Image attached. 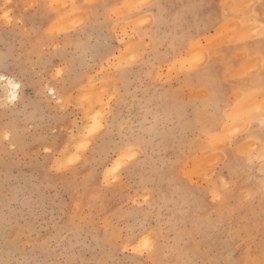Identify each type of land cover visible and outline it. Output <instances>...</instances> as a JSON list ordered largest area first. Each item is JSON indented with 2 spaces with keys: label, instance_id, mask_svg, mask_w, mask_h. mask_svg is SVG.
<instances>
[{
  "label": "rangeland",
  "instance_id": "obj_1",
  "mask_svg": "<svg viewBox=\"0 0 264 264\" xmlns=\"http://www.w3.org/2000/svg\"><path fill=\"white\" fill-rule=\"evenodd\" d=\"M66 1L0 0V264H264V118L224 130L234 103L264 88V0ZM236 21L258 25L236 40ZM197 43L207 58L192 66L194 48L189 67ZM127 148L135 158L119 161Z\"/></svg>",
  "mask_w": 264,
  "mask_h": 264
},
{
  "label": "bare ground",
  "instance_id": "obj_2",
  "mask_svg": "<svg viewBox=\"0 0 264 264\" xmlns=\"http://www.w3.org/2000/svg\"><path fill=\"white\" fill-rule=\"evenodd\" d=\"M56 1L58 2V1H61V0H56ZM62 1H63V0H62ZM64 1L67 2L66 0H64ZM128 1H130V2L127 3V5L129 4L128 6H127V5L124 6L125 10L127 9L126 7H128L127 10L135 9V8H132V7H135L136 4L141 3V1H139V0H132V1H131V0H128ZM133 1H134V2L138 1V2H136L135 5H133V4H132ZM142 1H143V0H142ZM148 1H149V0H148ZM148 1H146V4H147ZM150 1H151V0H150ZM185 1H186V2H189L188 0H185ZM223 1H224V2L221 1V3L223 4V6H224L225 4H228V3H226L227 0H226V1L223 0ZM232 1H233V0H232ZM235 1H237V0H235ZM235 1H233V2H235ZM242 1H243V2H242ZM254 1L257 2V0H250V1H247V0H245V1H244V0H240V1H237L236 3H237V6H239V4H241V3H239V2H242V5L239 6V7L241 8L242 6L244 7V5L247 4V3L249 4L248 6H250V3H255V4H256V2H254ZM57 2H55V3H56L55 5H56V8H57L58 10H62V9L65 10V9L67 8V7L65 8V5H66L67 3L64 5V3L62 2L63 7L65 8V9H64V8H63L62 6H60V5L57 6V5H58ZM72 2H73V0H72ZM131 2H132V3H131ZM228 2H229V0H228ZM230 2H231V1H230ZM233 2H231V4H232ZM183 3H184V2H183ZM183 3H182V6H183ZM224 3H225V4H224ZM236 3H235V5H236ZM244 3H245V4H244ZM257 3H258V2H257ZM59 4H61V2H59ZM141 4L144 5L145 3L143 2V3H141ZM141 4H139L140 7H141ZM172 4L174 5V2H173ZM187 5H188V4H187ZM189 5H190V4H189ZM232 5H234V4H232ZM129 6H130V7L132 6V7L130 8ZM182 6L179 4L178 6H176V7H174V8L171 9V11H172V12H171V17H172L171 19H174L175 22H178V21H179L178 18H179V16H182V12H186V11H187V10H185L186 7H185V6L182 7ZM237 6H235V7H237ZM248 6H245V7L247 8ZM252 6H253V5H252ZM252 6H251V8H252ZM59 7H62V8L59 9ZM184 7H185V8H184ZM187 7H188V6H187ZM235 7H233V8H234V9H233V10H234V13L237 11V8H236V11H235ZM129 8H130V9H129ZM231 8H232V7H231ZM231 8L229 7V9H231ZM246 8H245V9H246ZM67 9H68V8H67ZM121 9H122V8H121ZM238 9H239V8H238ZM241 9H242V8H241ZM245 9H244V10H245ZM63 10H62V11H63ZM71 10H73V9H71ZM75 10H76V9H75ZM125 10H122V12H124ZM184 10H185V11H184ZM250 10H251V9H250ZM67 11H70V10H66V13H65V16H66L68 19H70V18H69V17H70L69 15L76 16L75 14H78V13H75V12H74V13H75V14H74V13L71 11V13H69V15H66V14H67ZM76 11H77V10H76ZM238 11H240V10H238ZM238 11H237V12H238ZM247 11H248V10L245 11L246 14H247V13L250 14V12H252V11H250V12H249V11L247 12ZM63 12H64V11H63ZM120 12H121V11H120ZM126 12H127V11H126ZM130 12H131V10H130ZM245 12H243V13H245ZM72 13H73L74 15H73ZM58 14H59V16H60V14L63 15L64 13L62 14V13L60 12V13H58ZM80 14H81V12H79V15H80ZM83 14H84V13H83ZM237 14H238V13H237ZM254 14H255V13H254ZM222 15H223V13H222ZM239 15H240V14H239ZM252 15H253V14H252ZM252 15H251L250 17H252ZM8 16H9V15H8ZM65 16H64V18H66ZM148 16H150V15H148ZM247 16H248V15H247ZM6 17H7V16H6ZM77 17H78V15H77ZM81 17H82V19L84 18V17L82 16V14H81ZM146 17H147V15H146ZM237 17H238V15H237ZM244 17H246V16H244ZM244 17H243V18H244ZM253 17H254V16H253ZM73 18H74V17H73ZM139 18H141V17H139ZM239 18H240V16H239ZM68 19H66V20H67V21H66V20H63V17H62V18H61V22H63V23L65 24L66 22L69 21ZM75 19H76V18H75ZM79 19H80V18H79ZM79 19H78V20H79ZM235 19H236V15H235ZM245 19H246V18H245ZM250 19H251V18L248 17L249 22H251ZM137 20H138V18H137V19H134L133 22L136 23V22H139V21H140V20H139V21H137ZM141 20H144L143 17L141 18ZM145 20H147V19H145ZM149 20H150V22H151V17L149 18ZM252 20H253V19H252ZM135 21H136V22H135ZM147 21H148V20H147ZM147 21H146V22H147ZM228 21H229V20H228ZM228 21H227V22H228ZM233 21H234V20H233ZM70 22H71V21H70ZM72 22H74V21L72 20ZM133 22H132V23H133ZM141 22H142V21H141ZM227 22H225L224 24H221V25H220V26H221L220 29H223V28H224V30H225V28L228 27ZM229 22H230V21H229ZM236 22H237V21H236ZM236 22H235V24H234V25H236V26H235V27H232V28H233V30H235V29L238 27L239 30L236 29L235 32L232 30L233 33H234L233 36H235L237 32L241 33V35H242V36L240 37L239 33H237V34H238V37H237V38L234 37L236 40H237L239 37L242 39V37L245 36V33H244V34H242V33H243L246 29L249 30L250 28H248V27H250L251 25H252V26H254V25H258V24H252V23L250 24V23H249V24H246L245 27L242 28L243 31H242V30L240 31V28H241V27H239V23H238V22L236 23ZM63 23L60 24V25H63ZM75 23H76V22H75ZM132 23H131V24H132ZM134 23H133V26L136 27L138 24L134 25ZM148 23H149V22H148ZM66 24H67V23H66ZM229 24H230V23H229ZM231 24H232V23H231ZM237 24H238V26H237ZM119 25L121 26L122 24H119ZM119 25H118V26H119ZM125 25H126V24H125ZM127 25H128V23H127ZM127 25H126V26H127ZM143 25H144V24H143ZM145 25H146V24H145ZM145 25H144V26H145ZM226 25H227V26H226ZM248 25H249V26H248ZM71 26H72V25H71ZM115 26H117V24H116ZM120 26H119V27H120ZM220 26H219V27H220ZM224 26H225V27H224ZM231 26H232V25H231ZM246 26H247V28H246ZM58 27H59V26H58ZM74 27H75V26H74ZM74 27H73V28H74ZM123 27H124V26H123ZM219 27H218V28H219ZM263 27H264V26H260V25H259L258 27L256 26L255 29L257 28V30H254V33H255V34L253 33V29H254V28L252 29V27H251L250 32H252L253 35H255V36H253V35H252V36L255 38L256 35H258V34L263 35V34H261V31H263ZM126 28H127V27H126ZM139 28H140V24H139ZM228 28H229V27H228ZM245 28H246V29H245ZM115 29H116V28H115ZM244 29H245V30H244ZM259 29H261V30H259ZM122 30H124V34H125V33H126L125 29L122 28ZM216 31H218V30L215 29V32H216ZM255 31H256V32H255ZM121 32H122V31H121ZM219 32H220V33H219V35H220V34H221V31H219ZM227 32H228V31H227ZM250 32L247 31L246 34H247V33L252 34V33H250ZM257 32H258V33H257ZM263 33H264V31H263ZM133 34H134V33H133ZM216 34H218V33H215V34H213V35H216ZM223 34H224V33H223ZM223 34H222V35H223ZM226 34H227V33H226ZM219 35H216L215 38L217 39V36H219ZM222 35H221V36H222ZM231 35H232V32H231ZM243 35H244V36H243ZM221 36H220L217 40H218V42L221 41V43H222V42H224V41H223V39H221V38H222L224 35H223L222 37H221ZM229 36H230V35H229ZM236 36H237V35H236ZM224 37H225V36H224ZM224 37H223V38H224ZM246 37H248V34H247V36H245V39H246ZM250 37H251V35H250ZM258 37H260V36H258ZM262 37H263V36H262ZM207 38H209V37H207ZM215 38H214V41H215ZM234 38H233V39H234ZM224 39L226 40L227 38H224ZM231 39H232V38H231ZM247 39H248V38H247ZM250 39H251V38H250ZM133 40H134V39H132V41H133ZM212 40H213V39H212ZM227 40H228V39H227ZM227 40L224 42L225 44H226L227 42H228V43H229V42H232V40H231V41H230V40L227 41ZM132 41H131V39H129V43H126V44H127L126 46H128V47H127L128 49L130 48V47H129V44H131V43H132V44H138V42L136 43L135 41H133V42H132ZM207 41H208V40H207ZM209 41L211 42L210 39H209ZM209 41H208V42H209ZM214 41H212L211 44L206 42V44H209L210 46H209V45L206 46V45L203 44L202 42H201V43H202V45H204V46L208 49V48H214V47H212V46H213L212 44H216V43H217V42H214ZM244 41H245V40H244ZM130 42H131V43H130ZM141 42H142V41H141ZM199 42H200V41H199ZM139 43H140V42H139ZM221 43H220V44H221ZM198 45H199V49L197 48ZM200 45H201V44H198V43H197L196 45L194 44V46H192V48H191L192 50H191V49L189 50V48H188V50H189V51H188V55H187L188 57L191 56V54H189V53H193V52H196V51H198L196 54H199V55L201 56V57H200L199 55H197V56L200 57V59H201V60H200V59L197 57V58H198L197 61L200 60L201 63H200V62H195V61H192V62H191L190 59H191L192 57H190V58L188 59V60H189V65H188L189 67L191 66V63L193 64V62H195L196 64H194V65H192V66H197V65H198V66H202V65L204 64V61L202 62V59H203L202 57H203V55H204L202 49L205 50L206 48H204V46H200ZM217 45H219V43H218ZM131 46H132V45H131ZM214 46H215V45H214ZM134 47H135V45H134ZM134 47L132 46L129 50H128V49H127V50L125 49L128 53L130 52L131 54H127V52H126L124 55H125V56L133 55V53H134L133 48H134ZM139 47H140V46H139ZM141 47H142V46H141ZM125 48H126V47H125ZM194 48H196V49H195L196 51L193 50ZM201 48H202V49H201ZM254 48H257V49L263 50V49H264V41H263V43H261V44L256 43V44L254 45ZM207 49H206V51H207ZM123 51H124V49H123ZM201 52H202L203 55L201 54ZM213 53H214V52H213ZM245 53H246V52H245ZM245 53H244V54H245ZM126 54H127V55H126ZM136 54H137V53H136ZM193 54H194V53H193ZM196 54H194V55L196 56ZM205 54H206V55H204V59H203V60H205V58H207V52H206ZM238 54H239V53H238ZM124 55H123V57H125ZM118 56H119V55H118ZM239 56H240V54H239ZM244 56H245V55H244ZM193 57H194V56H193ZM216 57H217V56H215V57H213V58H214V60L216 59V61H217L218 57H217V58H216ZM254 57L257 58V59L254 58V60H253V61L256 60V61H255V63H256L257 60H259V58H258V56H254ZM125 58H126V57H125ZM125 58H124L123 60H127V61H126V64H127L128 62L130 63V60H129V59H131V58L134 59V58H135V55L131 56V58H130V57H127L126 59H125ZM128 58H129V59H128ZM220 58H221V57H220ZM252 58H253V57H252ZM135 59H136V58H135ZM136 60H137V59H136ZM195 60H196V59H195ZM218 60H219V61H223L222 59H218ZM250 60H251V59H250ZM250 60H249V61H250ZM261 60H262V59H261ZM121 61H122V60H121ZM131 61H133V60H131ZM184 61H185V60H184ZM205 61H206V60H205ZM227 61H228V60H227ZM123 62H124V61H123ZM190 62H191V63H190ZM260 62L262 63V61H260ZM260 62H257L256 64H254V62L252 63V61H251L252 65L254 64V65L257 66V67H258V64H259ZM119 63H121V66L123 67L122 62H119ZM124 63H125V62H124ZM129 63H128V64H129ZM197 63H199L200 65L197 64ZM247 63L249 64V62H245V63H243L242 65H243V66H251V67H252L251 64L248 65ZM261 63H260V64H261ZM245 64H246V65H245ZM254 65H253V67H254ZM261 65H262V64H261ZM192 66H191V67H192ZM228 66H229V65H228ZM119 67H120V66H119ZM257 67H255V69L253 68V69H254L253 72L258 70ZM181 68H182V67H181ZM259 68H261L260 65H259ZM191 69H193V68H191ZM244 69H247V70H244ZM239 70H241V71H239ZM239 70H237V74H238V75L243 74L245 71H248V70L250 71V69H248V67H242V68L240 67ZM243 70H244V71H243ZM249 71H248V73H249ZM258 71H259V70H258ZM242 72H243V73H242ZM248 73H247V74H248ZM250 73H252V71H251ZM254 73H256V72H254ZM221 74H222V73H221ZM234 74H235V73H234ZM225 75H226V74H225ZM235 75H236V74H235ZM248 76H249V75H248ZM238 77H239V76H238ZM241 77H242V76H241ZM227 78H228V77H227ZM254 80H255V81H260L261 79H260V78H254ZM4 81H5V80H4ZM5 84L7 85V88L9 89V91H8V90L6 89V87H4V88L9 92V93H8V94H9L8 97H9V98H12V96L15 95V97L17 98V97H18V89H15V88L13 87V85H14V84H17V83H16L15 81L9 79L8 81H6ZM3 86H4V85H3ZM103 87H108V85L105 84V86L103 85ZM90 89H91V88H90ZM90 89H89V90H90ZM259 89H260V88H259ZM263 89H264V88H262L261 91H262ZM6 90H5V91H6ZM89 90H88V91H89ZM95 90H96V89H95ZM256 90H257V89H256ZM201 91H202V89H201ZM238 91L240 92L241 90H238ZM238 91H236V93H235V94H236L235 98L237 97V95H240V94L237 93ZM251 91H252V89H251ZM258 91H259V92H258ZM258 91H254V92H255V93H256V92L260 93V94H257V93H256L257 95H260V99H259V98L257 99V98H256L257 95L254 96L255 93L253 92V93H254V94H253V93H251L250 91H249V93H251V95H247V94H246V96H245L246 99H245V100H242V99H244L245 97L241 99V97H243V95H241V97H240V96L237 97V100H235V102H236V101H240V99H241V102H242V103H241V102H237V104L234 103V104H235V105H234L235 107H232V108H234V109H233V111H232L233 113H232V116H231V120H230L228 123H226V126L224 127V130H226V129H227V130L232 129V130L234 131V128H235V126H237V125H238V126H237L235 129L238 130V128L240 129V126L242 125V123L244 124V122H245V123L248 122V125L246 124L245 127L243 126V127H241V128H245V129H247L248 126H249V122L256 121V120H258L259 118H260L259 120H261V121L264 120V119L262 120V118H264V114H261V113H264V111H263V110H264V109H263V106H264V105H262V104L264 103V94H262V93H264V91H262V92H261L260 90H258ZM50 92H51V94H56V91H55L53 88L50 89ZM203 92H204V91H203ZM241 92H242V91H241ZM245 92H247V91H245ZM3 93H4V92H3ZM95 93H96V92H95ZM95 93H94V94H95ZM171 93H172V92H171ZM193 93H194V92H193ZM242 93H243V92H242ZM249 93H248V94H249ZM6 94H7V93H6ZM84 94H86V93H84ZM84 94H83L82 96H84ZM92 94H93V93H92ZM94 94H93V96L91 95V96H92L91 98H94V97H95ZM96 94H97V93H96ZM205 94H206V93H205ZM244 94H245V93H244ZM252 94H253V96H252ZM86 96H89V97H90V95H86ZM203 96H204V95H203ZM205 96H206V95H205ZM4 97H5V96H4ZM248 97H249V98H248ZM16 98H15V99H16ZM81 98H82V99H81ZM81 98H80L81 100H84V101H85L87 97H85L84 99H83V97H81ZM91 98H87V100H88V99H89V100H92ZM239 98H240V99H239ZM252 98H256L255 101H254V99L252 100ZM202 99H203V98H202ZM238 99H239V100H238ZM249 99L252 100V102H249ZM261 99H263V100H261ZM4 100H5V99H4ZM11 100H12V99H11ZM87 100L85 101L86 103L89 101V100H88V101H87ZM258 100H260V102H258ZM79 101H80V100H79ZM94 101H95V100H94ZM94 101H91V102L89 101L88 105L86 104L87 106H85V107H86V108L89 107V106L91 105V103H92V105H93ZM203 101H204V99H203ZM261 101H262V103H261ZM243 102H244V103H243ZM81 103H83V102H81ZM81 103H80V104H81ZM83 105H84V103L81 104V106H82L81 108H83ZM92 105L90 106V109L93 108L92 110H94V112L92 111L91 113L94 114L96 109H94L95 105H94V107H93ZM91 107H92V108H91ZM203 108L206 109V107H203ZM84 109H85V108H84ZM84 109H83V110H84ZM88 110H89V109H88ZM88 110H86V111H88ZM84 111H85V110H84ZM89 112H90V111H89ZM100 112H101V111H100ZM203 112H205V111L203 110ZM82 113H83V111H82ZM84 113H86V114L89 115V116H90V114H91V113L88 114L87 112H84ZM84 113H83V114H84ZM207 113H208V112H207ZM92 114H91V115H92ZM99 114H100V113H99ZM95 115H97V117H96ZM95 115H94V117H93V118H95V120H96V118H98V116H99V117L101 116L100 119L103 117L102 115H98V113L95 114ZM85 116H86V115L84 114V118H85ZM89 116H86V117L90 118L91 116H90V117H89ZM92 116H93V115H92ZM262 116H263V117H262ZM91 118H92V117H91ZM91 118H90V121H91L92 123H91V122H88L89 124L91 123L90 125H93V122H94V123H97L98 121H102V120H103V119H102V120H97V121L95 122V120L92 121L93 118H92V119H91ZM85 119H86V118H85ZM221 119H222V118H221ZM85 121H88V119H86ZM224 121H225V120H224ZM239 121H241V122H239ZM261 121H260V122H261ZM102 122H103V121H102ZM221 122H222V121H221ZM238 122H239V124H238ZM82 123H83V122H82ZM88 123H86V125H87ZM230 123H231V124H230ZM233 123H234V125H235L236 123H237V124L234 126ZM83 124H85V123H83ZM240 124H241V125H240ZM90 125H89V126L87 125V126L90 127ZM94 125H97V126H96V128H97V127H99L100 124H94ZM230 125H231V127H230ZM232 125H233V127H232ZM87 126L84 125L85 128H81V127H82V126H81V127L79 128L81 131H80L79 129H78V131H79V132H82L83 129L88 128ZM75 127H76V126H75ZM90 128L92 129V127H90ZM90 128H88L87 130H89ZM94 128H95V127H94ZM94 128H93L92 130H94ZM96 128H95V129H96ZM103 128H104V126H100L98 129L102 131ZM92 130H91V131H92ZM99 130L96 129V130H95V133L98 131V133H96V134H100L101 131L99 132ZM85 131H86V130H85ZM91 131H90V132H91ZM233 131H232V132H233ZM239 131H240V130H239ZM239 131H238V132H239ZM76 132H77V130H76ZM79 132H78V133H79ZM83 132H84V130H83ZM83 132H82V133H83ZM93 132H94V131H93ZM93 132H92V133H93ZM223 132H224V131H223ZM226 132H227V133H226ZM226 132H225L226 135H225L224 133L222 134V135H224V138H225L227 135L230 134V133L228 134L229 131H226ZM232 132H231V133H232ZM235 132H236V131H234V133H232L231 136L236 135ZM82 133H81V134H82ZM92 133H91V135H94V134H95V133H94V134H92ZM75 134H76V133H75ZM75 134H74V135H75ZM83 134H84V133H83ZM86 134H87V133H86ZM96 134H95V135H96ZM74 135H71L72 138L74 137ZM84 135H85V134H84ZM89 135H90V134H88L87 136H89ZM78 136H79V135H78ZM78 136H77V137H78ZM81 136H82V135H80L78 138H81ZM85 136H86V135H85ZM87 136H86V137H87ZM229 136H230V135H229ZM231 136H230V137H231ZM75 137H76V135H75ZM75 137H74V138H75ZM72 138H71V139H72ZM74 138H73V139H74ZM82 138H83V137H82ZM88 138H89V137H87V138H83V139H88ZM90 138H92V137H90ZM251 138H252V137H251ZM75 139H76V138H75ZM88 140H89V139H88ZM88 140H87V141H88ZM81 141H82V139H81ZM84 141H85V140H84ZM219 141H221V140H219ZM69 142H70V144H72V142H73V144H74V143L76 144V142H74L73 140H72V141H69ZM82 142H83V141H82ZM82 142H81V143H82ZM224 142H225V141H224ZM249 142H250V144H251L252 146L255 147V145H254L255 142H254V141H252L253 144L251 143V141H249ZM220 143H221V142H220ZM73 144H72V145H73ZM82 144H84V143H82ZM77 145H78V146H77ZM77 145H76L77 148H74V150H76V152L78 151L79 153L82 152L81 150H79V149H80L79 144H77ZM82 146H83V145H81V147H82ZM245 146H246V145H245ZM66 147H67V146H66ZM66 147H65V148H66ZM69 148H71V147L69 146ZM82 149H83V148H82ZM130 149L134 151L133 148H130ZM130 149L127 148V149H126V153H125V151H123V153H124L125 156H124L123 154H122V156H119V161H121V159H123V157H127V156H128V154H129L128 150H130ZM248 149H249V148H248ZM248 149H247V150H248ZM252 149H253V148H252ZM69 150H70V149H69ZM72 150H73V147H72ZM67 152H70V151H68V149H67V150H64V154L67 153ZM78 152H77V155L79 156L81 153L78 154ZM127 152H128V153H127ZM73 153H74V155H75V152H73ZM136 153H137V152H136ZM138 153H139V152H138ZM61 154H62V153H61ZM69 154H71V153H68V155H69ZM68 155H66L65 157H64V156H62V157L60 156V158L62 159V161L65 162L66 159H67V156H68ZM72 155H73V154H72ZM120 155H121V154H120ZM135 155H136V154H134V156H135ZM204 155H205V154H204ZM218 155H219V153H218ZM78 156H77V157H78ZM214 156H215V155H214ZM63 157H64L65 159H64ZM74 157H75V156H74ZM82 157H83V156H82ZM120 157H121V159H120ZM139 157H140V156H139ZM206 157H207V156H206ZM60 158H59V161H58L59 164L57 163V164L59 165V167L62 166V162H61V159H60ZM68 158H69V156H68ZM71 158H73V157H71ZM80 158H81V157H80ZM134 158H135V157H134ZM199 158H200V157H199ZM63 159H64V160H63ZM214 159H215V158H214ZM70 160H71V162H73V159H70ZM75 160H77V162H78L79 157H78L77 159H75ZM127 160H128V159H127ZM197 160H198V159H197ZM119 161H118V162H119ZM125 161H126V160H125ZM125 161H124V162H125ZM220 161H221V160H220ZM60 162H61V163H60ZM64 162H63V163H64ZM71 162L69 161V163H66V165H67V164H70ZM75 162H76V161H75ZM121 162H122V161H121ZM121 162H119V163H121ZM124 162H123V163H124ZM131 162H132V160H131ZM197 162H198V161H197ZM202 162H203V161H202ZM206 162H207V161H206ZM215 162H216V161H215ZM79 163L81 164V163H83V162H82V161L80 162V160H79ZM119 163H118V165H119ZM123 163H122V164H123ZM198 163H199V162H198ZM200 163H201V161H200ZM71 164H73V163H71ZM71 164H70V166H71ZM76 164L79 165L78 163H76ZM194 164H195V163H194ZM74 165H75V163H74ZM74 165H72V167H73ZM118 165H117V166H118ZM206 165H207V164H206ZM67 166H69V165H67ZM119 166L121 167V165H119ZM119 166H118V168H119ZM122 166H123V165H122ZM200 166H201V165H200ZM59 167H58V168H59ZM65 167H66V166H64L63 168H65ZM196 167H197V166H196ZM203 167H204V166H203ZM67 168H68V167H67ZM67 168H66V169H67ZM60 169H61V168H60ZM68 169H69V168H68ZM73 169H74V168H73ZM112 169H113V168H112ZM115 169H116V168H115ZM191 169H192V165H191ZM201 169H202V168H201ZM57 170H58V169H57ZM62 170H63V169H62ZM118 170H119V169H118ZM71 171H72V169H71ZM113 171H114V173H115V170H113ZM196 171H197V170H196ZM116 172H117V170H116ZM112 173H113V172H112ZM112 173H110V175H111ZM114 173H113V174H114ZM110 175H109V176H110ZM110 177L112 178V175H111ZM113 177H114V175H113ZM115 178H116V177H115ZM113 179H114V178H113ZM203 179H204V178H203ZM108 180H109V179H108ZM215 195H216V194H215ZM145 197H146V196H145ZM146 198H147V197H146ZM121 220H122V219H121ZM145 237L147 238V236H145ZM146 238H144L143 240H144V241H147V242H148V241H151V240H150V237H148L147 239H146ZM145 239H146V240H145ZM121 242H123V240H122ZM140 242H141V241H140ZM136 243H137V242H136ZM142 243H143V242H142ZM150 243H152V241H151ZM135 246H137V245L135 244ZM135 246H134V247H135ZM151 247H152V246H151ZM151 247H150V248H151ZM141 248H143V246H142ZM137 249L142 250V251L144 250V249H140L138 246L135 247V250H137ZM148 249H149V248H148ZM135 250H134V251H135ZM139 250H137L136 252H139ZM132 251H133V250H132ZM148 251H149V250H148Z\"/></svg>",
  "mask_w": 264,
  "mask_h": 264
},
{
  "label": "snow or ice",
  "instance_id": "obj_3",
  "mask_svg": "<svg viewBox=\"0 0 264 264\" xmlns=\"http://www.w3.org/2000/svg\"><path fill=\"white\" fill-rule=\"evenodd\" d=\"M0 79H5V77L0 76ZM13 87H14L15 89H19V88H20V85H19V84H14ZM15 98H16L15 95H13V96H12V99H15ZM126 158H127L128 160L134 159V153L132 152L131 149L129 150V154H128V156H127ZM262 194H264V193H262ZM143 247H144L145 249H147V248L150 247V245H149V243L146 241V242L144 243ZM112 264H114V262H112Z\"/></svg>",
  "mask_w": 264,
  "mask_h": 264
}]
</instances>
